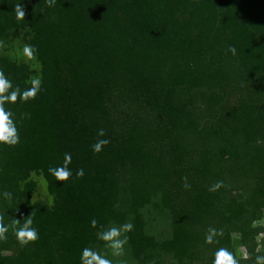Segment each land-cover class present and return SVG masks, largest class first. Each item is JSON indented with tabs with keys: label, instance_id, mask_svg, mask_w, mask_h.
Returning a JSON list of instances; mask_svg holds the SVG:
<instances>
[{
	"label": "trees",
	"instance_id": "1",
	"mask_svg": "<svg viewBox=\"0 0 264 264\" xmlns=\"http://www.w3.org/2000/svg\"><path fill=\"white\" fill-rule=\"evenodd\" d=\"M19 2L0 0V72L41 86L6 105L20 143L0 145V192L13 193L0 264H80L86 247L112 264L264 256V0H22L17 20ZM65 154L58 182L48 169ZM28 216L40 238L22 248ZM126 224L113 255L100 237ZM210 229L223 231L212 244Z\"/></svg>",
	"mask_w": 264,
	"mask_h": 264
},
{
	"label": "clouds",
	"instance_id": "2",
	"mask_svg": "<svg viewBox=\"0 0 264 264\" xmlns=\"http://www.w3.org/2000/svg\"><path fill=\"white\" fill-rule=\"evenodd\" d=\"M55 3L56 0H46V5L49 8L53 7ZM15 12L17 20H23L25 18V10L22 0L16 4ZM0 46H2V43H0ZM228 51L233 55L236 54V49L234 47H229ZM35 55L36 49L30 44H25L20 52V57L25 63L33 60ZM40 86L41 80L34 79L31 82V87L21 92L18 86L14 88L13 83L5 77L3 72H0V145L14 147L20 143V134L14 119V114L10 109L6 108V105L14 104L18 98L21 102H27L30 99H35L37 93L40 91ZM99 135L103 136L104 132L101 130ZM108 143V140L98 141L93 145V151L95 153H99ZM71 159L70 154H65L64 164L58 167H50L48 169L49 175L53 176L58 182L69 180L72 176V172L68 167L71 163ZM83 175L84 172L81 169L77 173V176L82 177ZM221 186L222 182L216 184L210 190L215 191ZM0 199H3L4 201H11L13 199V193L10 191L0 192ZM92 223L93 227H95V221ZM16 225L14 235L16 242L20 247H27L39 240V232L37 228L33 227V220L30 216L24 219L23 224L20 223V220L16 219ZM8 230V226L3 223V217L0 216V241L7 239L6 234L8 233ZM131 230V224L123 225L122 229L113 227L109 231L103 233L100 238L107 242V247L113 249V255L119 256L122 254L124 244L127 243V237L124 239L119 238L121 236V232ZM217 235L223 236V231L217 233L215 229H210L205 242L212 244L213 237ZM80 264H112V261L101 255L99 252L86 247L81 251ZM212 264H238V261L233 252L229 251L225 247H221L215 251ZM255 264H264V256H257Z\"/></svg>",
	"mask_w": 264,
	"mask_h": 264
},
{
	"label": "rangeland",
	"instance_id": "3",
	"mask_svg": "<svg viewBox=\"0 0 264 264\" xmlns=\"http://www.w3.org/2000/svg\"><path fill=\"white\" fill-rule=\"evenodd\" d=\"M44 183V182H43ZM256 226H259L258 224L256 225ZM260 237V236H259ZM240 249V251L243 253V255H245V257H246V255H247V253H246V250H244L243 248H239Z\"/></svg>",
	"mask_w": 264,
	"mask_h": 264
}]
</instances>
